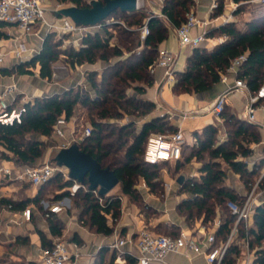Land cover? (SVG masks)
I'll return each instance as SVG.
<instances>
[{"label": "trees", "instance_id": "obj_1", "mask_svg": "<svg viewBox=\"0 0 264 264\" xmlns=\"http://www.w3.org/2000/svg\"><path fill=\"white\" fill-rule=\"evenodd\" d=\"M60 1L78 7L90 6L87 0ZM193 4V0H165L162 12L178 27L185 21L186 14ZM223 4L224 0H220L219 9L214 15L222 12ZM257 6L264 8V5ZM118 13L128 20L124 27L116 24L119 27V44L110 46L109 40L112 35L106 29V24L94 34L83 37L82 45L79 47L71 45L63 48V38L56 40L55 33L49 32L37 54L16 67H0V74L11 75L14 72L33 74V69L39 66L40 77L51 80L54 72L52 66L61 58L66 64L75 67L98 60L108 62L114 56L123 57L125 51L130 53L127 57L107 66L100 77L96 71H88L86 79L91 84V92L83 91L81 87L70 88L62 93L36 97L33 102L26 103L27 111L21 123L0 124V154L4 158L14 154L19 164L33 165L43 155L45 142L39 138L27 140L21 138L26 134L51 137L53 125L58 117L64 116L69 120L81 107L87 110L92 132L89 136H84L82 132L77 142L79 147L96 158L102 167L113 170L120 180L122 192L136 201L138 200L136 181L139 177L145 180L151 191L159 187L163 181L158 174L159 164L146 162L144 152L150 133L166 132L168 127L159 117L145 122L141 128H136V121L118 124L110 120L123 119L125 115L140 118L154 110V103L136 95L145 92L144 86H134V83L153 84L149 67L157 59V46L166 38L167 28L162 18L155 14H146L142 10L123 12L118 9L109 17H114ZM145 23L148 24L150 33L142 42L140 27ZM4 25H6L4 22H0V27ZM215 31L226 35L227 39L211 50L195 47L187 59L186 69L176 74L174 92L198 93L210 89L220 82V74L226 72L231 60L243 53H247V60L240 67L237 78L246 81L253 92L264 84V10L261 14L247 19L244 28L231 22L221 25L209 34L212 35ZM7 36V33L0 29V38ZM135 47L142 49L137 52ZM129 89H133L135 93H130ZM221 117L228 134L226 140L219 141L217 139L219 127L209 125L201 133H195L196 144L190 147L183 161L176 163V167L192 159L202 163L199 168L201 175L189 177L181 186V191L187 192L189 196L179 203L178 212L185 216L186 221L200 217L204 220L202 223L210 220L214 222V219L220 216L221 224L215 233L217 245L228 239L237 220V215L232 213L228 202L237 201L242 204L246 198V195L239 193L227 183V169L222 165L225 163L239 175L247 191L260 177L264 167V159L255 162L251 168L246 161L254 153L251 145L262 140L258 125L246 119H239L226 106ZM72 180L63 179L62 175L57 173L42 185L34 198H25L19 203L8 198H2L1 201L11 208L25 209L32 202L39 203L46 185L50 182H56L59 190L66 188L57 194L55 199L70 194ZM84 186L86 188H80L72 196L74 206L79 210V220L98 233L111 235L121 213L120 198L107 197V194L97 195L94 190L88 188L87 182ZM259 187L264 191V175ZM49 222L53 234L62 233L63 224L60 220L53 217L49 218ZM173 227L175 231L171 230L168 234L175 236L179 229ZM237 239H247L249 249L255 251L251 264H264V201L254 209L251 225L247 226L243 220L239 222L238 235L228 246L221 264H237L238 258L243 254V248L237 243ZM42 245L44 247L51 245L43 235ZM110 250L109 247L101 248L96 255L95 264H115L116 250L111 252ZM0 264L11 263L0 258Z\"/></svg>", "mask_w": 264, "mask_h": 264}, {"label": "crops", "instance_id": "obj_2", "mask_svg": "<svg viewBox=\"0 0 264 264\" xmlns=\"http://www.w3.org/2000/svg\"><path fill=\"white\" fill-rule=\"evenodd\" d=\"M91 2L92 0H87ZM213 0H196L194 1L193 6L190 10H194L200 18L207 19L209 25L207 27L208 39L203 41L200 47L207 48L209 50L213 49L218 43L219 38H223L224 41L227 39L226 35L219 34L214 32L210 35L209 33L218 29L222 24V19L220 16L228 14L231 11V3L233 0H224L223 10L220 14L214 15L209 9ZM236 1V0H235ZM220 5V0H218ZM46 17L49 21H59L63 16H57L55 11L63 6L68 4L62 3L60 0H57L55 8H51V0H46ZM145 5V9H144ZM163 5L159 2L149 1V0H139L137 9H144L151 14L162 12ZM219 9V7H218ZM51 12V13H50ZM239 9L234 12L233 19L227 23L236 22V15L238 14ZM163 13V12H162ZM165 15V14H164ZM187 15V14H186ZM160 17V16H158ZM163 19L166 28L167 36L161 42L158 43V48H166L175 54V67L174 73L171 78H167L165 74V69L162 67H157L154 72H149L153 77V84L146 85L142 83L135 82L134 86L141 85L144 86L145 92L142 94H137L138 98L152 102L155 104L154 110L140 118H136L132 115H125L123 118L122 124L128 123L130 121H136L138 127L141 128L145 122L152 120L155 117L162 118L168 127V131H177L182 130L184 132L186 142L184 148L190 149V147L196 144L195 133H201L204 128L209 125H216L220 127L223 125V120L221 115L217 116L211 112H193L197 109L208 105L216 99V97L227 90L232 86L237 78V73L223 72L220 74V82L214 84L210 89L198 93H176L173 90V86L177 81L176 74L183 72L187 66V59L192 54V51L195 47H186L182 48L180 46L179 38L176 32L177 27L173 25L168 17L161 16ZM216 18H220L216 20ZM226 24V23H225ZM0 29L7 33V37L0 38V49L7 51L10 48L14 47L20 39V32L18 27L15 24H6L1 26ZM56 33L54 30H47L44 25H37L35 32L25 35L23 39L26 41L27 45L36 50L37 54L43 44V41L46 35L49 33ZM199 32L198 28L192 30L193 34ZM63 40H77V35L75 34H63ZM75 44L79 46V40ZM142 41V40H141ZM144 42V41H142ZM223 43V42H222ZM71 46V45H70ZM73 46V45H72ZM76 46V47H78ZM28 56L25 60L19 61L13 56H8L6 63L2 67L13 68L18 64L26 61L31 58L33 55ZM113 63L109 61L98 60L95 63H85L82 65H77L71 67L65 63V68H56L55 63L53 64V77L51 80L44 79L39 75V66L34 70L33 74H17L12 73L11 75H2L0 74V89L11 83H16L18 87L16 102L15 105L21 103L25 99H35L36 97L50 96L56 93H62L65 90L70 88L81 87L83 91L91 92V84L87 81L86 76L88 71H96L101 76L103 70ZM227 75V81H222V76ZM250 91L252 92L251 88ZM130 93H135L133 89L129 90ZM250 92L249 91H232L228 94L226 107L227 109L234 114L239 119L248 120L247 113L245 111V106L249 102ZM75 116V115H74ZM72 117L67 120L66 138L65 140L72 141L73 138H78L76 134V118ZM257 121L264 122V110L258 109L255 113ZM249 121V120H248ZM252 122V121H250ZM258 125L261 134V142L254 143L251 145V148L254 149V153L251 157L247 158L248 166L251 168L255 162H258L261 159H264V127L256 122H253ZM53 136L56 141L50 145L49 150H46L45 153L33 164L39 165L45 162H48L50 155H54L53 158L58 154L60 150V144L64 141L63 138L58 137L54 132ZM46 137L42 136L41 140H44ZM45 141V140H44ZM11 155L14 154H10ZM9 157V158H10ZM9 158L1 157L0 154V164L7 162ZM183 161V157L181 159ZM193 161L197 162L195 159ZM54 162V161H53ZM18 163V162H17ZM56 163V161H55ZM19 164V163H18ZM26 165V164H20ZM200 163L197 162V168L190 171L188 174H175L164 177V184L166 185L165 192L167 198L165 203L158 202V198L153 195V191L150 190V187L146 184L145 180L141 178V182L137 189L145 197L149 198V205L154 207L155 210L160 211L159 219L156 223L148 222L144 219L143 213L138 209L135 202L127 204L128 195L122 192L120 183L119 188H115L114 192L121 201H123V207L121 206V213L118 221L114 225V231L111 235H105L103 233H98L82 223L79 220V210L74 206L72 201V196L70 197V207L67 210H64L60 213H51L49 216H45V209L43 206V201L55 202L58 199L70 194H65L57 199L55 196L61 193L64 189L58 188L55 195L53 196L54 200H49V194H45V190L41 195V200L39 203H30L27 206H30L33 210L31 220H24L22 217L23 209L11 208L6 203L1 201L2 198L13 199L16 203H19L25 198H34L39 193L42 185L36 186L30 182L19 180L13 176H5L0 173V253L6 252L12 259H18L23 261L24 264H41V248L42 245V235L45 240L52 245L55 240L64 239L68 242H79L83 245L81 256L75 261V264H95L96 255L99 253L101 248L109 247L112 251L115 250L111 247V244L115 242L117 238L127 237L132 235L133 237L137 236V233L140 230H150L157 233L158 229L161 226H164L167 229L169 226H175L181 230L193 232L202 224V222L197 223L193 227H189L186 224L185 216L180 215L178 212L179 203L187 198L189 195L187 192L181 191V186L183 182L189 177L200 176L201 172L199 170ZM264 172V167L262 168V173ZM231 176L229 175V180L227 183L235 188L239 193L246 194L247 190L244 187V184L240 180V177L235 172L231 171ZM181 175L185 176V179L182 183L178 182V179ZM6 178L5 182H2ZM15 182H25L31 187L25 188L23 191L17 193V190L14 188ZM69 188V187H67ZM257 205H260L264 201V191L259 190V193L256 198ZM122 204V203H121ZM18 205V204H16ZM15 205V206H16ZM26 206V207H27ZM218 214L219 209H217ZM57 218L63 224L61 234H53L50 227L49 218ZM110 218V216H109ZM253 218V217H252ZM252 218L248 221L247 226L252 224ZM217 219H220V216H217L214 219V222L208 228L217 230L215 222ZM165 221V222H164ZM166 223V224H165ZM161 225V226H160ZM238 233L234 236L236 237ZM243 248V254L238 258L237 264L245 263L248 253L250 257L247 264H251L254 257V252L245 246V239H237ZM125 248H129V245ZM110 250V252H111ZM132 250H135L132 248ZM12 261V260H11ZM166 264H208L205 256L203 254H198L193 250H186L182 253H170L165 258Z\"/></svg>", "mask_w": 264, "mask_h": 264}, {"label": "built area", "instance_id": "obj_3", "mask_svg": "<svg viewBox=\"0 0 264 264\" xmlns=\"http://www.w3.org/2000/svg\"><path fill=\"white\" fill-rule=\"evenodd\" d=\"M159 2L164 5L165 0H149ZM196 1V0H193ZM46 0H0V22L5 24H15L20 32V39L17 44L7 51L0 49V66L6 63L8 56H13L19 61L25 60L28 56L35 54L36 50L27 45L23 39L25 35L35 32L37 25H44L47 30H54L60 35L75 34L79 40V46L82 45L83 37L94 34L101 30L105 22L96 25L86 26L75 23L68 17H62L59 21H49L46 17ZM244 4L264 5V0H233L231 3V11L226 15L220 16L222 24L233 19V14ZM219 7L218 0H213L209 9L214 13ZM156 14V13H155ZM157 16H165L159 12ZM220 18H216L218 20ZM108 20H106L107 22ZM209 21L200 18L194 10H190L185 21L177 27L176 32L179 38L180 46L198 47L203 41L208 39L207 27ZM198 28L199 32L193 34L192 30ZM150 33L147 23L140 27V38L145 41ZM76 39H68L73 46ZM76 40V41H77ZM218 43L224 42L223 38H219ZM78 46V47H79ZM175 54L166 48H158L157 59L150 65V71L154 72L157 67L165 69L167 78H171L175 67ZM247 60V53H243L231 60L227 71L238 73L242 64ZM222 81H227V75L222 76ZM18 87L16 83L3 86L0 89V124L13 125L21 123L24 113L27 111L26 103L33 102V99H25L17 105L16 102ZM232 91H249V102L245 106V111L249 121L256 122L264 127V122L257 121L255 113L258 109L264 110V84L255 91H250V86L241 78H236L232 86L220 93L214 101L193 112H211L220 116L224 111L227 103L228 94ZM67 119L64 116L58 117L53 125V132L64 139L60 144V149L67 148L73 143L78 142V138L72 141L65 140ZM92 132L91 126H86L83 130L84 136H89ZM186 142L184 132L182 130L153 132L147 139L144 159L150 164H160L170 162L176 164L183 157V149ZM15 155H11L7 162L0 164V173L5 176L15 175L16 179L30 182L36 186L46 183L57 173L61 174L63 179H71L69 169L66 166H60L55 162H45L39 165H20L17 163ZM264 172L257 178L252 188L247 191L246 198L242 204L237 201H229L228 206L233 214L237 215V220L228 237V239L220 245L216 244L215 228L210 229L206 224L199 226L194 233L181 230L177 235L160 234L150 230H140L136 237L129 235L125 238L120 237L111 244L116 250L115 264H166L165 258L170 253H182L186 250H193L198 254H203L208 264H221L224 255L234 236L238 233V224L248 221L253 217L254 209L257 205V195L260 187L259 182ZM72 180V179H71ZM73 183L69 188L70 196H64L55 202L43 201L45 216L51 213H60L70 207V197L73 196L80 188L86 186L81 185L78 181L72 180ZM98 195V191L94 190ZM32 208L27 206L22 211L24 220H31ZM221 219H217L215 226L218 228ZM129 245V248H125ZM245 246L249 248V242L245 239ZM83 245L79 242H68L64 239L55 240L52 245L41 248V264H75V261L81 256ZM134 248L135 250H132ZM250 257L248 253L245 263L247 264Z\"/></svg>", "mask_w": 264, "mask_h": 264}, {"label": "rangeland", "instance_id": "obj_4", "mask_svg": "<svg viewBox=\"0 0 264 264\" xmlns=\"http://www.w3.org/2000/svg\"><path fill=\"white\" fill-rule=\"evenodd\" d=\"M51 2H52L51 3L52 4L51 8L57 7L55 5L57 0H51ZM66 6H68V5H66ZM144 9H145V5H144ZM144 9H140V10L144 11L146 14H151V13H149L148 11H146ZM263 10H264L263 6H257V5H254V4H244V5H242L239 8V12L236 15V22L235 23L237 24L238 27L244 28L245 21L247 19L255 16L256 14H261L263 12ZM107 20L108 21L105 22V24L107 25L106 29H108L109 33H111V35H112L110 37L109 44H110V46L119 44L120 43L119 38H118L119 27H117L116 24H121V26L124 27V25H126L128 23V20L123 18V17H121L119 13L114 15V17L113 16L109 17ZM54 38L56 40H58V39L63 38V36H61L60 34H58L56 32ZM62 43H63V45H62L63 48L68 47V46L71 45L68 42V39H66V41L63 40ZM141 49H142V47H135V50L137 52L140 51ZM129 54L130 53L128 51H125L123 57L114 56L113 58L110 59L109 63H116L118 60H120L121 58L127 57ZM55 66H56V68L64 69L66 65H65V62H64L63 58H61L60 60L55 62ZM74 117L76 118V131H77L76 134L79 137H81L84 128L86 126H91L90 119L88 118L87 110L83 109L81 107L78 108L76 110V112H75V116ZM122 121H123V119H118V120L117 119H112V120H110V122H116L118 124H122ZM136 128H139L138 124H137ZM227 136H228V134L226 132L225 126L221 125L219 127V132H218L217 139L219 141H224V140H226ZM30 138H39L40 139V138H42V136H40L38 134H34V135L33 134H26L21 139L22 140H27V139H30ZM44 140H45L44 141L45 142L44 153H45L46 150H49L50 145L53 144L56 141V139L52 135L51 137H46ZM188 153H189V149L187 148V149L184 150L183 160L187 156ZM53 156L54 155H50L49 159L47 161L48 162H53L54 161ZM198 163H200V165L202 164L201 162H198ZM222 166L227 169V174L228 175H227V180L226 181H228L229 180V175L231 176V174H232L231 173L232 170L229 169L225 163ZM196 168H197V162L193 161V159L191 161H187V163H185L184 165L178 166V167H176V164L170 163V162L159 164V166L157 167L158 174L162 178L163 181L159 184V187H157L153 191V195L158 198V202L163 204V203H165L166 198H167V194L165 192L166 185L164 184V177L165 176L175 175V174H188V173H190V171L192 172V170H194ZM5 179L6 178H4L1 181L6 183L7 180H5ZM141 181L142 180L139 177L137 179V181H136V188H137V186L140 185V183H142ZM27 187H31V186L29 184H26L25 182H15L14 183V188H15V190H17V193L20 192V191H23ZM115 188H119V185L117 187H115ZM57 190H58V187H57V183L56 182H50V184L46 185V187H45V192L46 193L45 194H49V197H50L49 200L50 201L54 200L53 196L55 195ZM116 190H118V189H114L113 188L106 196L107 197H110V196L115 197V196H117L114 193V192H116ZM137 190H139V189H137ZM137 196H138V200H136V201H134L132 198L129 197L127 199V204L130 205V203L135 202L137 207H138V209H140V211L143 213L144 219L146 221H148V222L156 223L157 220L159 219L160 211H157V210L154 209V207H151L149 205L150 204L149 203V198L145 197L139 191H138V195ZM101 201L104 202V200H101ZM121 203H122L121 206L123 207V204H124L123 201H121ZM201 221H204V220L202 218H200V217H197V218H193L192 220H189V221L187 220L186 224L189 227H193V226H195L197 223H199ZM205 223H206V225L211 226L213 224V220L205 221ZM171 230L175 231L173 226H169L168 225L167 229H158L157 233L168 234L169 231H171ZM0 258L6 260V262H9L11 264H16V263L17 264H24L23 261H20L18 259H12V257L9 256V254L6 253V252L0 253ZM30 264H32V263H30Z\"/></svg>", "mask_w": 264, "mask_h": 264}, {"label": "water", "instance_id": "obj_5", "mask_svg": "<svg viewBox=\"0 0 264 264\" xmlns=\"http://www.w3.org/2000/svg\"><path fill=\"white\" fill-rule=\"evenodd\" d=\"M139 0H92L88 7L68 5L55 11L57 16L68 17L75 23L91 26L106 20L116 10L133 12L138 10ZM154 15V14H153ZM2 67V66H0ZM56 163L69 169L70 177L81 185L88 183V188L97 190L98 195L108 194L120 180L109 167H102L100 162L90 153L82 150L78 143L59 150L55 156ZM185 179L181 175L178 179L182 183Z\"/></svg>", "mask_w": 264, "mask_h": 264}]
</instances>
